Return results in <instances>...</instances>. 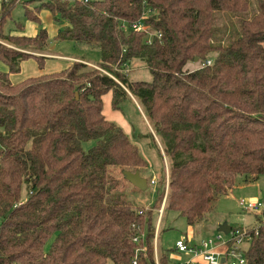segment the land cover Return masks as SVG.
Listing matches in <instances>:
<instances>
[{
  "label": "trees",
  "instance_id": "obj_1",
  "mask_svg": "<svg viewBox=\"0 0 264 264\" xmlns=\"http://www.w3.org/2000/svg\"><path fill=\"white\" fill-rule=\"evenodd\" d=\"M20 1L3 0L0 10V38L15 46L0 42L6 67L0 70V264H179L175 248L155 247L165 211L194 227L230 192L237 175L245 181L264 175V0H47L26 6L30 20L40 23L37 13L47 9L65 23L54 41L97 46V66L106 73L73 60L63 70L15 84L10 77L24 61L34 59L43 69L49 54L43 52L44 28L35 36L4 31ZM252 1L257 10L237 36L215 43L214 11L246 12ZM143 14L147 29L161 35L151 43L144 31L120 27ZM195 60L199 67L186 69ZM133 61L144 64L149 81L129 79L123 68ZM108 92L113 109L135 99L152 129L142 136L168 161L167 191L163 171L149 208L137 206L127 192L123 171H141L147 161L105 117ZM88 141L94 144L86 150ZM248 231L245 264H264V224ZM226 257L219 264H229Z\"/></svg>",
  "mask_w": 264,
  "mask_h": 264
},
{
  "label": "rangeland",
  "instance_id": "obj_2",
  "mask_svg": "<svg viewBox=\"0 0 264 264\" xmlns=\"http://www.w3.org/2000/svg\"><path fill=\"white\" fill-rule=\"evenodd\" d=\"M2 1L3 0H0V10H1ZM23 1L27 2L29 8H34L43 1H47V0H21V2L18 3L16 7L13 9L11 13V17H8V19L5 22L4 31L6 33H11L15 31L20 32L22 30H26V27L30 19L27 17L26 8L23 4ZM69 1L73 2L74 0H69ZM255 10H257V6L254 1H252V6L248 11L241 12L238 14H233L223 10H215L214 38H213L214 42L217 44H226L230 40L234 39L237 36V34L240 32L242 21L248 18L249 16H251V14ZM37 14L41 16V11H39ZM44 22L45 20L41 19V22L38 23L37 33L42 28H44L45 30L47 29V27H45L44 25ZM19 23H21V29H18ZM48 41L46 42L43 52L44 53L51 52L53 54L55 53L60 56L59 57L60 59L47 58L48 60H50L48 62L49 65H51L53 61L67 62L70 61L72 58H77L80 60H85L90 63H93L95 64L94 66L96 68H99L97 64L101 62V55L99 48L97 46L82 44L69 40H64V41L53 40V42H48ZM0 42L15 47L13 44L9 43L6 40H2L1 38H0ZM50 45L52 46L53 49L49 48ZM209 58H212V56H210ZM198 67L199 64L196 63V60L194 62L190 61L186 65V69L188 70H195ZM123 69L126 70L124 71L127 73L129 79L131 80L149 81L151 79V75L149 74L148 70L146 69L144 64L140 61H133V63H130L128 66H124ZM107 97L108 96H105L106 105H107ZM136 107H137V103H135L133 100H126L123 103L122 108L120 110L117 109L116 110L112 109V110L117 111L118 113L123 114L125 116L131 117V119L136 123L137 128L145 130L148 136V126L146 125V120H145L146 117L143 116L141 112H139L140 113L139 114L136 110ZM134 122H132L131 131H130L131 134L130 136L131 138L133 137L132 140L134 139L138 141L140 144V148L141 146H143L144 148V145H146L147 143H150L151 147L154 148L149 137L146 136L145 138H141V139L137 138L138 130L135 128L136 125ZM93 144H94L93 141H88L83 143L84 149L86 150L89 149V147H91ZM141 154L142 156L143 154L147 156L149 152L146 151L145 148L144 150L141 148ZM165 159L162 158V160H160L159 157H156L155 155H153L152 157L150 155V157H148L147 160L148 165L144 169L139 171L141 176L147 179L148 186L145 190L136 188L130 182L129 184H127V192L131 200L137 206H140V208H142V206L144 208L145 206L151 207L155 204L157 200V189L160 186V178L163 174V171H165V180L167 181L168 176H166V173L168 172V165H167L168 161ZM245 179H246L245 176L237 175L235 177L234 190L230 191L227 195L220 196L213 202L210 211L207 213L206 218L202 222L198 223L193 227V236L191 237L193 243L199 245L202 242V240H207L209 238L213 239L215 243L219 242L220 240H223L224 238L226 239L228 237V234H224L222 232L217 231L218 225L223 222H226L229 226H231V228H244V226L247 225L252 226L249 228H254L264 221V214L258 215L259 217V221H258L256 219L255 213L246 211L243 208L242 203L239 202L243 198L248 199L253 195H255V197H257V199H259V201L263 203V210H264V175H259L254 179L252 178L250 181H248V183H246ZM151 180H153L154 183H151ZM244 184H252V186L239 187L240 185H244ZM26 193L27 191L26 189H24L23 191L24 197L26 196ZM155 212L158 211L155 210ZM186 235H188V224L186 222V219L177 212L165 211L161 223V232L158 240L156 237L157 240L156 246L158 249H172V248L174 249L176 241L178 239L185 238ZM218 236H220V239L217 238ZM247 245H248L247 243H244L242 245V248H246ZM200 246L201 245H199L198 247ZM182 256L183 259L187 257L186 255H182ZM228 260L230 262L231 258H228ZM106 264H114V263L108 260ZM172 264H178V262L176 260H172ZM179 264H181L180 261Z\"/></svg>",
  "mask_w": 264,
  "mask_h": 264
},
{
  "label": "crops",
  "instance_id": "obj_3",
  "mask_svg": "<svg viewBox=\"0 0 264 264\" xmlns=\"http://www.w3.org/2000/svg\"><path fill=\"white\" fill-rule=\"evenodd\" d=\"M21 2V1H20ZM18 2V3H20ZM17 3V4H18ZM16 4V5H17ZM23 4L26 8V5L25 2L23 1ZM16 7V6H15ZM14 7V8H15ZM41 11V16L39 15L40 17V20H45L44 22V25L45 27H47L46 31L48 33V42H53V39L55 37V35L57 34L58 30L62 27L65 26V23L63 22H58V21H55L52 14L47 10V9H43V10H40ZM46 23V24H45ZM48 23V24H47ZM47 25V26H46ZM19 28L18 29H21V26L18 24ZM37 30H38V23L33 21V20H29V23L26 27V30H22L20 32L18 31H15V32H11V33H16V34H19V35H27V36H35L37 34ZM50 49H53L52 46L50 45L49 46ZM49 49V50H50ZM48 59H60L59 55L58 54H53V53H49V54H44ZM46 60L45 61V65H44V68L43 69H40L37 62L34 60V59H30V60H27L25 62L22 63V68H21V72L19 73H16V74H12L11 75V81L13 83H19L21 81H23L24 79L26 78H29V77H35V76H40V75H43V74H50V73H53V72H57V71H60V70H63L65 68H67L71 62L73 60H79V61H83L85 62L86 64L88 65H91V66H94L95 64L93 63H90L88 61H85V60H80V59H77V58H72L70 61H67V62H63V61H53L51 65H49V61L50 60ZM62 59V58H61ZM67 60V59H65ZM34 61V62H33ZM58 67V68H57ZM0 70H6V67L4 65V63H2L0 61ZM126 71V70H125ZM105 96H108L107 97V105H106V101H105ZM131 98L135 101V99L131 96ZM113 108L111 107V93L108 92L107 94H105L103 96V113L105 115V117L110 120V121H113L115 122L116 124H118L123 130L124 132L131 138V134H130V131H131V125H132V122H134L131 117H128V116H125L123 114H120L118 113L117 111H114L112 110ZM116 110V109H115ZM140 112L142 113V115L144 116L143 112L141 111L140 109ZM146 120V125L148 126V132L152 131L151 127H150V124L149 122L147 121V119L145 118ZM135 123V122H134ZM136 125V123H135ZM137 130H138V133H137V138L138 139H141V138H145L143 137L142 135H145L146 134V131L145 130H142V129H138L137 128V125L135 127ZM133 135V134H132ZM155 139H156V142H157V145L160 149L161 148V144L158 140V138L154 135ZM133 138V137H132ZM131 138V139H132ZM135 138V137H134ZM136 139V138H135ZM133 141L135 142V144L139 147L140 149V152H141V148L146 151L149 152V154L146 156L143 154V157L144 159L147 161L148 160V157H151L153 155H156L157 151L154 148L151 147L150 143H147L146 145H144V148L143 146H141L140 148V144L138 141L134 140ZM162 151V150H161ZM143 153V152H142ZM165 159V157H164ZM166 160V159H165ZM151 163V162H150ZM149 163V165H150ZM148 165V163H147ZM166 176H168V172L166 173ZM246 183H248V181H246ZM239 186V185H238ZM237 186V187H238ZM241 186H252V184H244V185H240L239 187ZM235 188V185L232 187V189L230 191H233ZM232 193V192H231ZM231 195V194H230ZM244 199V198H243ZM242 199V200H243ZM248 199H254V200H259L257 199V197H255V195H253L252 197L248 198ZM242 200H240L239 202H241ZM163 206H164V201L162 202L161 204V207L160 209L158 210L159 211V215H158V218H157V221H156V234H157V231H158V227H159V222H160V216H161V212H162V209H163ZM145 208H149L148 206H145ZM161 210V211H160ZM263 213H264V210H263ZM249 227H252L251 225H247V226H244V228H248ZM190 236V237H189ZM193 236V227H189L188 226V235H186L185 238H181V239H185L189 244H192V245H196L198 246L197 244L193 243L192 240H191V237ZM224 241L228 240V237L225 239H223ZM223 240H220L219 242H216L214 245H213V251L220 254L222 257L225 255L226 253V245H224L222 243ZM156 239H155V247H156ZM200 245V244H199ZM173 257L174 258H177V254H173ZM189 258L186 257L185 259H183L182 257V260L183 261H186L188 260Z\"/></svg>",
  "mask_w": 264,
  "mask_h": 264
},
{
  "label": "built area",
  "instance_id": "obj_4",
  "mask_svg": "<svg viewBox=\"0 0 264 264\" xmlns=\"http://www.w3.org/2000/svg\"><path fill=\"white\" fill-rule=\"evenodd\" d=\"M83 1H87V0H83ZM146 16H147L146 14H143L138 20L133 22L123 21L120 27L123 31H128V29L130 28L144 31L145 32L144 41L146 43H151L154 35H157L158 38H160L161 35L152 33L147 29L146 25L143 23L144 22L143 18ZM207 64H211V60H208ZM104 73L106 72L104 71ZM151 183H154V181L151 180ZM167 184L168 181H166L165 192L167 191ZM241 203L243 205V208L248 212L255 213L257 215L264 214L263 203L260 202L259 200L243 199ZM261 224H264V221ZM141 236L143 237V234H141ZM251 237L252 234L249 233L248 228H234L230 230V232L228 233V240L222 241V243L226 245L225 255L227 254L226 258L229 264H245V258L242 252V245L244 243H248ZM217 238L220 239V236H218ZM139 240H140V235L134 237L135 242H139ZM214 244L215 242L211 238L207 240H202V242L200 243L201 245L200 247H198L199 245L196 246L189 244L185 239H178L175 243L174 248L177 251L176 252L177 259L180 260L181 264H219L221 262V258H225V255L222 257L220 254L214 252L212 249ZM182 255H186L189 259L183 261ZM228 258H231L230 262ZM135 263L136 262L133 261V264Z\"/></svg>",
  "mask_w": 264,
  "mask_h": 264
},
{
  "label": "water",
  "instance_id": "obj_5",
  "mask_svg": "<svg viewBox=\"0 0 264 264\" xmlns=\"http://www.w3.org/2000/svg\"><path fill=\"white\" fill-rule=\"evenodd\" d=\"M124 178L130 182L133 186H135L138 189L145 190L148 186L147 179L141 176L139 170H136L134 172L124 170L123 171ZM231 230V226H229L226 222H223L218 225L217 231L222 232L224 234H228ZM225 259L221 258V262H224Z\"/></svg>",
  "mask_w": 264,
  "mask_h": 264
}]
</instances>
